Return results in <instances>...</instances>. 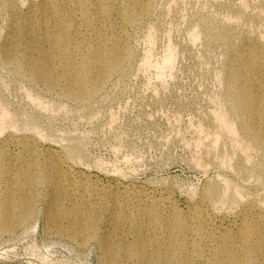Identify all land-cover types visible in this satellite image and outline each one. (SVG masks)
I'll use <instances>...</instances> for the list:
<instances>
[{
  "label": "bare ground",
  "instance_id": "1",
  "mask_svg": "<svg viewBox=\"0 0 264 264\" xmlns=\"http://www.w3.org/2000/svg\"><path fill=\"white\" fill-rule=\"evenodd\" d=\"M20 2L8 0L5 4L8 17L3 61L42 88L57 90L66 99L80 103L95 95L121 65L126 55V28L147 14L151 3L37 0L23 6ZM256 37L245 33L224 51L221 96L227 106L214 113L218 130L212 134V141L219 145L220 134L224 133L238 152L234 156L224 151L223 145L218 147L215 158L217 155L222 168L246 167L251 162L247 160L250 152L264 155V41ZM18 48L21 50L16 51ZM169 64L167 55L156 69ZM4 109L0 110V135L4 133L0 137L1 233H10L31 218L35 195L42 190L48 223H57L55 227L62 235L80 244L94 239L102 264H264V215L259 212L263 201L262 206L249 203L245 208L244 204L239 212L234 211L233 225L227 226L211 217L214 212L210 214L212 206L224 201V190H230L226 179L210 185L197 201L193 195L194 204L186 209L179 208L166 191L156 194L119 181L102 184L62 156L35 146L28 135L20 133L34 127L30 126L29 115L23 117L21 113L25 118L21 119ZM10 127L16 132L5 133ZM11 146L18 149L13 151ZM68 152L69 159L78 164L94 168L103 164L99 159ZM237 192L232 194L236 199Z\"/></svg>",
  "mask_w": 264,
  "mask_h": 264
},
{
  "label": "rangeland",
  "instance_id": "2",
  "mask_svg": "<svg viewBox=\"0 0 264 264\" xmlns=\"http://www.w3.org/2000/svg\"><path fill=\"white\" fill-rule=\"evenodd\" d=\"M7 1L0 0V106L7 109L0 110L19 117L29 115L30 120L26 119L37 130L27 127L18 132L28 135L35 146L62 156L102 184L119 181L156 194L166 191L181 209L192 208L210 185L227 180L230 190H224V201L210 210V214L214 212L211 217L223 225L232 226L244 204L245 208L249 203L262 206L264 155L250 152L247 160L251 165L222 168L217 155L215 158L218 147L223 145L222 149L234 156L238 151L224 133L219 145L213 143L212 134L218 130L214 113L227 106L221 96L224 51L245 33L264 41V0H150L148 13L126 28V55L121 65L85 104L66 99L57 90L42 88L3 61ZM17 1L26 6L37 0ZM191 32L192 37L188 35ZM166 54L170 56L169 66L156 69ZM13 131L10 127L4 132ZM10 149L16 151L18 147ZM68 151L99 159L103 166L78 164L69 159ZM101 166L105 167L98 169ZM236 192L237 199L232 195ZM56 224L48 223L45 197L42 190L38 191L31 218L10 233L0 232V264H102L94 239L84 244L72 241Z\"/></svg>",
  "mask_w": 264,
  "mask_h": 264
}]
</instances>
